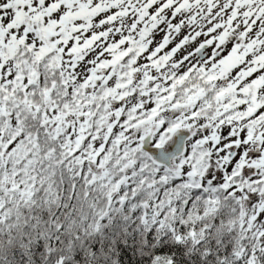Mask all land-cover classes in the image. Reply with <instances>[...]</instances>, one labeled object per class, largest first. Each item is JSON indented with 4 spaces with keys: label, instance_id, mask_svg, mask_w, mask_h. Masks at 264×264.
I'll use <instances>...</instances> for the list:
<instances>
[{
    "label": "snow or ice",
    "instance_id": "1",
    "mask_svg": "<svg viewBox=\"0 0 264 264\" xmlns=\"http://www.w3.org/2000/svg\"><path fill=\"white\" fill-rule=\"evenodd\" d=\"M0 264H264V0H0Z\"/></svg>",
    "mask_w": 264,
    "mask_h": 264
}]
</instances>
